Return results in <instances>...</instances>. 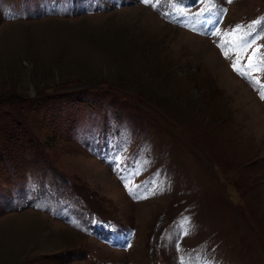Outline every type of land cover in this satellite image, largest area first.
I'll return each instance as SVG.
<instances>
[{
	"label": "rangeland",
	"instance_id": "1",
	"mask_svg": "<svg viewBox=\"0 0 264 264\" xmlns=\"http://www.w3.org/2000/svg\"><path fill=\"white\" fill-rule=\"evenodd\" d=\"M244 42L264 0H0V264H264Z\"/></svg>",
	"mask_w": 264,
	"mask_h": 264
},
{
	"label": "snow or ice",
	"instance_id": "2",
	"mask_svg": "<svg viewBox=\"0 0 264 264\" xmlns=\"http://www.w3.org/2000/svg\"><path fill=\"white\" fill-rule=\"evenodd\" d=\"M144 3H150V0H143ZM231 2V0H229ZM239 25L237 26V29H239ZM236 32V29H234L232 32L227 33V35H234ZM252 42H244L242 47L237 48V59L233 61L232 67L235 71L239 72L242 76L249 79L250 82L257 85L259 89H261L260 95L261 98L264 99V85L260 84L259 79L252 76V71H259L261 68V65H264V58L257 59V54L259 53V46L255 49H253L252 55L248 57V64L242 65L239 63L240 60V52H247V49L251 47ZM227 55V53H225Z\"/></svg>",
	"mask_w": 264,
	"mask_h": 264
}]
</instances>
